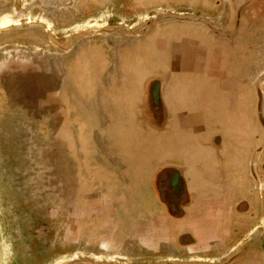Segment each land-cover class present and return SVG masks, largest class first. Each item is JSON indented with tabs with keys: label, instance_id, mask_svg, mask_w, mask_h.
Returning a JSON list of instances; mask_svg holds the SVG:
<instances>
[{
	"label": "crops",
	"instance_id": "obj_1",
	"mask_svg": "<svg viewBox=\"0 0 264 264\" xmlns=\"http://www.w3.org/2000/svg\"><path fill=\"white\" fill-rule=\"evenodd\" d=\"M253 2L193 1L200 18L189 24L201 36L178 40L160 34L139 48L138 38L146 31L138 35L136 20V33L128 40L75 46L70 68L77 89L85 84L80 64L98 60L87 73L97 108L102 92H119L121 99L128 90L138 94L129 115L112 120L118 122L117 134L104 139L114 142L108 153L117 160L111 164L123 174L97 178L108 193L88 191L73 203L67 235L71 243L82 237L86 247L76 251L88 254L78 264H232L238 219L233 208L239 200L244 206L254 201L250 167L264 157V9ZM45 43L0 40V73L8 77L31 69L40 58L31 47ZM123 48L135 57L126 69L129 56ZM63 50L59 46L53 55ZM143 67L150 72L139 73ZM135 69L139 75L133 79ZM145 78L154 79L151 91L143 87ZM102 101L106 109L105 97ZM54 102L60 106V95ZM242 217L247 225L246 213ZM93 218H101L100 224L89 223ZM82 222H88L84 233Z\"/></svg>",
	"mask_w": 264,
	"mask_h": 264
},
{
	"label": "rangeland",
	"instance_id": "obj_2",
	"mask_svg": "<svg viewBox=\"0 0 264 264\" xmlns=\"http://www.w3.org/2000/svg\"><path fill=\"white\" fill-rule=\"evenodd\" d=\"M0 1H5L6 7L0 8L5 26L18 20L34 22L32 25L41 22L47 33L45 45L31 47L40 56L34 67L17 69L8 77L0 73V264H78L88 254L76 251L86 247L82 237L71 243L67 235L73 203L86 197L83 194L88 191L108 193L97 178L111 172L115 176L123 174L118 165L111 164L117 160L108 153L114 142L104 139L117 134L114 126L118 122L112 120L116 115L122 119L128 116L138 94L128 90L121 99L119 92H102L97 108V94L88 86L93 79L87 73L98 60L80 64L85 70L80 81L85 84L77 89L70 68L75 46L88 40H128L136 33V20L138 35L146 31L138 38L139 48L161 35L178 40L192 34L201 36L199 29L189 24L200 12L193 7L196 0ZM253 3L257 9H264V0ZM30 31L33 38L44 36L40 28ZM59 46L64 52L55 57ZM123 50L129 56L123 65L126 69L135 57ZM150 69L143 67L139 73ZM115 72L116 65L107 71L109 79ZM138 75L137 69L132 71L133 79ZM104 79L103 74L101 81ZM153 80L146 81L145 91L150 90ZM59 95L62 103L58 107L54 100ZM156 101L151 100L154 108ZM100 222L101 218L89 221L92 225ZM82 223L80 233L87 231L88 222Z\"/></svg>",
	"mask_w": 264,
	"mask_h": 264
},
{
	"label": "flooded vegetation",
	"instance_id": "obj_3",
	"mask_svg": "<svg viewBox=\"0 0 264 264\" xmlns=\"http://www.w3.org/2000/svg\"><path fill=\"white\" fill-rule=\"evenodd\" d=\"M2 7H6L5 1H0V8ZM32 23L34 22L21 21L15 25L0 27V40H45L46 27L41 22L34 25ZM32 27L40 28L44 36L31 37ZM250 177L254 183V201L244 206L242 200H239L233 208L234 216L238 219L233 221L235 247L232 264H264V157L254 167H250ZM244 213L248 219L247 225L242 217Z\"/></svg>",
	"mask_w": 264,
	"mask_h": 264
},
{
	"label": "bare ground",
	"instance_id": "obj_4",
	"mask_svg": "<svg viewBox=\"0 0 264 264\" xmlns=\"http://www.w3.org/2000/svg\"><path fill=\"white\" fill-rule=\"evenodd\" d=\"M0 25L1 26H5L6 25V22L4 20H0Z\"/></svg>",
	"mask_w": 264,
	"mask_h": 264
}]
</instances>
